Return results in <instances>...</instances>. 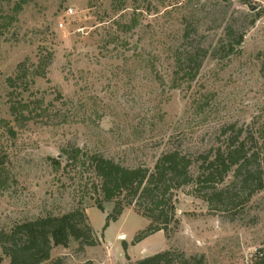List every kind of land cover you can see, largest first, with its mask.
I'll return each instance as SVG.
<instances>
[{
	"label": "rangeland",
	"instance_id": "obj_1",
	"mask_svg": "<svg viewBox=\"0 0 264 264\" xmlns=\"http://www.w3.org/2000/svg\"><path fill=\"white\" fill-rule=\"evenodd\" d=\"M181 53L206 55L194 80L179 73ZM21 63L27 80L11 89ZM15 102L30 110L15 117ZM230 124L261 153L264 173V0H0V230L82 206L97 240L84 251L54 247L53 260L130 264L174 249L207 264H264V190L223 207L185 186L179 230L137 243L148 220L131 206L106 226L114 203L98 209L92 170L66 153L152 169L178 149L196 160V178ZM234 181L230 173L221 187L237 193Z\"/></svg>",
	"mask_w": 264,
	"mask_h": 264
},
{
	"label": "trees",
	"instance_id": "obj_2",
	"mask_svg": "<svg viewBox=\"0 0 264 264\" xmlns=\"http://www.w3.org/2000/svg\"><path fill=\"white\" fill-rule=\"evenodd\" d=\"M232 37L237 40L227 44V56L243 42L244 33ZM205 57L181 53L177 57L179 73L184 72L188 80H194ZM25 67L26 64L21 63L16 77L8 78L11 89L26 82L28 73ZM27 85L29 83H25ZM10 109L15 117L20 118L30 110V106L26 102H15ZM223 135L227 136L224 144L201 156L203 161L196 178L192 173L196 160L178 149L164 152L152 169L126 167L113 159L98 154H83L75 148L66 153L74 162L84 157V165L92 170L101 197L98 209L103 211L104 202L114 203L106 226L118 221L126 208L134 206L149 222L136 238L137 243L158 232H164L170 240L181 226L176 209V191L181 188L193 184L203 186L207 192H200L202 198L211 206L223 207L235 206L239 193L245 195L241 203L245 204L264 190V173L259 164L261 153L249 147L245 130L238 128L237 124H230L223 130ZM230 173L235 176L232 188L238 189L237 193L230 192L229 187H221ZM71 242H77L81 251L97 245L94 229L82 206L62 215L39 217L16 224L10 230H0V250L8 264H64L61 258L52 259V250L58 246L68 248ZM130 264H207V261L203 254L188 257L181 251L168 249Z\"/></svg>",
	"mask_w": 264,
	"mask_h": 264
},
{
	"label": "water",
	"instance_id": "obj_3",
	"mask_svg": "<svg viewBox=\"0 0 264 264\" xmlns=\"http://www.w3.org/2000/svg\"><path fill=\"white\" fill-rule=\"evenodd\" d=\"M252 11L256 10V8H251Z\"/></svg>",
	"mask_w": 264,
	"mask_h": 264
},
{
	"label": "built area",
	"instance_id": "obj_4",
	"mask_svg": "<svg viewBox=\"0 0 264 264\" xmlns=\"http://www.w3.org/2000/svg\"><path fill=\"white\" fill-rule=\"evenodd\" d=\"M71 12V11H70ZM261 257L263 256L262 254L260 255Z\"/></svg>",
	"mask_w": 264,
	"mask_h": 264
}]
</instances>
